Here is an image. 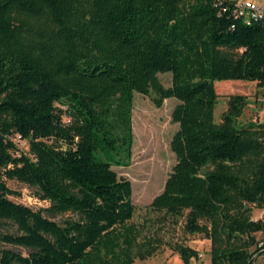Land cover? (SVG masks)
Instances as JSON below:
<instances>
[{"label": "trees", "instance_id": "16d2710c", "mask_svg": "<svg viewBox=\"0 0 264 264\" xmlns=\"http://www.w3.org/2000/svg\"><path fill=\"white\" fill-rule=\"evenodd\" d=\"M224 1L0 0V243L27 251L5 248L0 264H133L159 249L131 223V182L114 169L130 166L133 94L150 91L158 107L178 102L176 162L150 208L210 240V264H253L264 218L246 204L264 207V125L237 124L244 94L216 122L215 81L264 87V22ZM7 180L50 205L12 200ZM170 248L183 264L198 256Z\"/></svg>", "mask_w": 264, "mask_h": 264}, {"label": "rangeland", "instance_id": "374dc122", "mask_svg": "<svg viewBox=\"0 0 264 264\" xmlns=\"http://www.w3.org/2000/svg\"><path fill=\"white\" fill-rule=\"evenodd\" d=\"M158 78L163 86L170 85V73H160ZM215 89L218 94L214 110L216 122H220V116L226 109L228 96L244 94L248 97V104L237 119V124L245 125L251 122L264 125V87L258 86L256 82L244 80H217ZM155 97L153 91H150L148 95L134 92L131 116L133 144L130 166L114 167L120 176L126 177L131 182L134 206L131 223L141 228L142 235L159 236L164 241L152 256L144 260L135 259L133 264H183L178 254L170 248V245L174 243H183L198 251L197 258L192 259L190 264H210V240L200 234L186 233L180 218L178 222H174L171 216H167L164 211L150 208L152 199L162 191L165 180L176 162L170 142L178 129V123L173 122L171 117L172 111L178 103L177 100L173 97L165 99L158 107L154 102ZM258 136L262 137L260 134ZM12 139L21 151L29 153L28 140L21 139L18 135ZM7 184L19 193L10 195V198L16 202L34 209L50 205L48 201L38 198L34 187L16 180H7ZM246 206L250 207L252 220L264 218V207L254 204H246ZM67 216L58 215L53 219L61 221ZM255 236L257 241H264L262 232H256ZM5 248L14 249L24 254L27 252L25 248L0 243V257L1 251ZM249 250L253 251L254 246H251ZM252 258L253 264H264V247L261 251L254 253Z\"/></svg>", "mask_w": 264, "mask_h": 264}, {"label": "built area", "instance_id": "2783aa9c", "mask_svg": "<svg viewBox=\"0 0 264 264\" xmlns=\"http://www.w3.org/2000/svg\"><path fill=\"white\" fill-rule=\"evenodd\" d=\"M222 11L240 19L246 24L256 21L264 22V0H225ZM258 247H264V241L258 242Z\"/></svg>", "mask_w": 264, "mask_h": 264}]
</instances>
